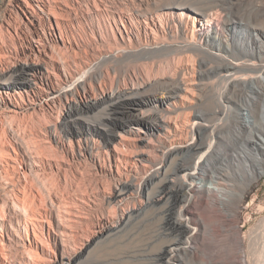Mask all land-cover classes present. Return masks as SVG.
Returning <instances> with one entry per match:
<instances>
[{
    "label": "bare ground",
    "instance_id": "1",
    "mask_svg": "<svg viewBox=\"0 0 264 264\" xmlns=\"http://www.w3.org/2000/svg\"><path fill=\"white\" fill-rule=\"evenodd\" d=\"M6 1L7 0H0V4ZM33 1L40 8L47 22V24L44 25L45 31L42 34L37 33L35 36V42L38 45L32 48L30 47L28 54L29 59L23 62L13 59L14 57L11 54L6 55L7 57L4 56L6 58L0 56V124L4 125V127H0V264H15L17 261L19 264H37L40 263L39 261L41 260L46 261L47 264H75L85 255L90 254L92 245L102 238H107L105 244L107 243L110 247H125V244L129 241L126 239L127 235L124 233L125 225L129 223L130 226H136L140 223L138 221L139 215L134 208H131L133 210L130 209V211L123 210L120 217L117 218V221L110 216L103 218L97 224L99 231L88 238L86 242L82 243L77 250L71 252L69 250L70 248L68 249L65 244V236H67V234L69 236L65 225L63 226V223L58 218V225L52 227L48 224L50 221L47 222L45 217L47 213L51 215L55 214V218L61 216L58 214V208L60 209L61 207H57L54 200L60 203L62 199L55 197L53 200V196L51 197V195L54 194L53 191L51 193V187L54 186L51 183L52 186H50L48 183L50 175L47 174L48 168H54L56 174L60 175L58 173L60 167L57 164L58 168L56 165L57 162L54 163L49 158L50 155L49 157L46 156L47 153H44L45 151L43 150L45 149L41 148L40 143H38V147L34 146V140V142L30 143V139L32 140V138L25 134L26 131H23V134L22 132L19 133L22 130H18L19 132H17V129L15 130L12 126V121L15 120L16 117L21 116L26 110L28 111L29 106H33L30 97H46V95H53L55 88L71 77L70 75H72V73L70 72V68L66 64L55 59L56 56L54 57L52 54L55 47L54 45L53 47L50 45L56 43L60 47H58V49L65 52L66 50H70L73 46L76 47L74 49L72 48L75 52L80 51V47H78L79 41H81L83 37L81 36L79 40L75 36L72 38L69 36V34L74 35V30L72 28L73 23L71 22L73 19L80 23V25L81 22H87L88 19H90L89 23H95L98 28L97 33H95L96 31L93 32L92 40L94 43L98 42L101 45L107 44V46L105 45L106 48L103 47L104 49L96 48L92 51V57H100L98 62L103 66V68L98 70L97 74H94L96 90L99 97L92 96V100L90 99L91 101H86L81 104L80 107H77V112L71 116V118L73 119V124H77L79 121L80 123L81 121L85 122L84 131L82 133L77 131L78 137H85L87 141L91 142L90 145L87 144L88 148L86 147L85 150L80 151L81 155H90V158L93 160L92 163L95 168L94 170H96V174L114 176V178H117L116 183L110 189L109 195H106L108 205L116 206L137 192L145 193V191H148L150 186L155 185L156 181L162 176H164L161 179L164 184L163 187L169 190V188L176 183L175 181L177 180L178 174H183L185 189L188 187L191 194L182 209V212L184 211L187 215H189V213L193 214V206L196 205L197 202L200 206L205 205L208 200H213L216 204L219 200L223 201V203L225 200L227 202L228 198L225 197L229 193L227 189L223 190L219 187L221 183L215 179H212V183H208L203 178L202 163H204L205 159L201 162V158L199 157L201 163L196 164L193 168L180 165L179 169L170 172L166 169L163 170L167 163L165 162L163 167L161 166V171L159 170L155 174L154 172L150 173L147 183L141 187L142 184L139 186V184L123 178L127 170L126 164H124L126 161V154L123 148H125L128 142L133 144L137 142L151 144V141L146 138L147 132L144 133L142 130V127L149 128V126H151L147 120L149 118L160 117V120L155 118L157 122L155 128L157 131H160L159 133L163 131L164 133L165 131L167 132L172 118L168 120L169 117L166 116L165 119V116L163 117L160 114V110L172 113L179 105H183L188 100L189 95L194 91V86L198 84L197 80L202 78V81L204 80L203 77L206 76L207 79H212L214 77L218 82L232 84L236 80V72L256 70L257 63L253 62V59L264 55L263 28L261 26H251L250 24L252 21H249L250 24L241 23L240 26H237V22L235 21L223 22L215 18L216 16L213 17L216 14L212 16L209 13V9H214L217 6L218 8L219 6H227L224 3L220 5L218 2L219 0L215 2V4L213 2V4H208L209 1L205 3L202 1L197 2L196 0H172L176 5L170 4L161 6L155 11L147 9L143 0L139 1L138 9H130L127 7L129 4H124V0L120 7L118 6L112 11H106L96 6V3H94V8L89 9L88 7L86 11L82 10L81 6L86 4L85 0H68V2H66V0H59V2L62 3V7L57 0ZM224 2L226 3L227 1ZM79 7H81V10H78L80 13L75 10ZM224 8L225 7H223V9ZM251 8L252 6L249 10ZM19 9L28 22L32 24L42 22V19L37 17L36 11L29 9L28 0H20ZM226 9L228 10L229 7ZM56 10H58L60 14L58 17L55 15ZM215 10L218 11L219 9ZM262 12L264 14V11ZM243 13L246 14L245 12ZM249 16H251V13L248 12L247 17ZM65 17L67 18L65 19ZM257 17L260 19L261 23L264 22V19L260 18L262 16L257 15ZM70 18L72 19L70 20ZM73 26H75V24ZM237 28L240 31L236 30ZM178 31H183L186 37L185 40L188 39L185 44L187 49H197L208 53L205 47L210 46L214 50L219 51L217 54L210 53L216 56L218 61L220 60L217 66L212 68L208 73L199 74L197 78H193L192 74L194 70L191 65L188 63L170 61L166 63V69L174 70L176 73L182 70L183 72H188V75H182L179 79H174L175 77L172 76L173 80L167 77V73L166 76H164L165 73L159 76L161 69L164 67L161 62H155L153 60L154 56H152V54L171 50L170 45L172 44L169 43V45L166 40L169 38L170 34H172L171 37H175L173 34ZM253 34L261 38L260 45L256 50H254V43L251 41ZM47 36L52 41L45 42V37ZM193 40H198L204 47H195L192 45ZM230 41L231 45L235 44L236 48L238 47V60L246 58L244 61L234 63L223 58L221 53L227 51L233 53V48L229 43ZM138 46L141 48L137 49ZM82 56L80 55V58ZM79 62H82V59L79 60ZM155 73L159 75H155ZM173 75L175 74L173 73ZM92 78L94 79V77H91V79ZM258 79H260V81L264 80V72ZM88 83H90V81ZM88 83L82 81L80 84V88L86 94L91 92L88 89ZM244 83L246 84L247 82ZM250 83L256 92L262 94L253 80ZM151 87H155V89H153V91H148ZM253 100H255L254 96L246 97L245 101L248 103L246 102L242 109V115L246 120L243 133L250 131L248 132L249 137H247V143L251 151L248 152L246 156L242 155V153L238 154L236 160L237 165L244 168L250 167V162L252 163L251 168L254 169V175L250 174L249 176L246 173L240 174V172H237L238 179L247 180L250 183L254 181L257 175L263 173L264 165V160H261L255 152L257 150H262L264 155V137L261 134V130H264V110L262 114L260 112L262 115L260 121H253L251 113V101ZM226 103L224 99L220 102L221 111H224L223 113L225 115L228 111H231ZM105 104L108 110L113 112L114 116H116L118 111H123L124 108H132L129 115L133 118L135 125L129 131L130 137L119 133L114 126L111 127L112 125H116V118L113 116L107 117L95 124L84 119L87 115L95 113ZM199 116L203 118L202 114ZM38 140L42 141V139ZM38 140H36V142ZM54 141L61 146H65V142L59 137H54ZM204 147L205 145L203 144H196L189 147L181 146V148L174 153H177L176 156L181 155L183 158L193 153L200 152ZM244 147L247 148L246 145ZM143 156H145L143 152L138 154L139 162L142 166H147L143 163L145 161L144 158H142ZM53 160L55 161V159ZM170 163L172 164V161ZM250 183L246 184L244 189H246ZM55 191L54 189V192ZM241 191L243 192V190ZM180 192L181 189L173 193L179 194ZM46 194L50 195L52 201L48 203L50 204L48 208L45 209L43 207L42 210L38 202L39 200L41 201V197L44 198ZM240 194H236V196L238 195V197H236L237 199L241 198ZM148 195L149 206L155 207L160 201L162 202V200H158V197H154L150 193ZM67 202L68 201H66V203ZM38 206L40 207L38 208ZM45 207H47V205ZM65 209L67 210V206ZM189 220L191 223L200 225V215L186 218H181V216H179L178 219L174 220L175 230H181L183 233L191 231ZM216 227L217 225L212 224L210 226L211 231H214ZM236 227L237 261L243 264H264V244L260 245L252 239V242L250 241L251 244L249 243V250L245 252L242 248L244 239L239 235L238 223ZM198 229L200 231V228ZM198 229L192 228V230L195 231L194 233H196ZM68 236L67 238H69ZM168 236L169 233L164 232L153 236L150 239L152 246H155ZM51 242L54 243L55 248H51ZM218 245L214 246L219 248ZM252 245L253 247L251 249ZM170 254H172V257L169 260L162 259L164 256L161 258L163 264H173L171 260L174 259H176L174 264L176 262L179 264L184 262V259L182 260L179 254ZM112 260V264H128L142 260L156 262L152 258H140L136 254L126 255V253H122Z\"/></svg>",
    "mask_w": 264,
    "mask_h": 264
},
{
    "label": "rangeland",
    "instance_id": "2",
    "mask_svg": "<svg viewBox=\"0 0 264 264\" xmlns=\"http://www.w3.org/2000/svg\"><path fill=\"white\" fill-rule=\"evenodd\" d=\"M28 1L29 9L36 11L37 17L42 19L41 23L32 24L28 22L19 9L20 0H7L5 3L0 4L1 57L11 54L14 57L13 59L17 61L21 60V62H23L29 59L28 54L30 47L32 48L38 45L35 42L36 34H42L45 31L44 25L47 24L45 16L33 0ZM139 1L140 0H125L124 4H129L130 6L128 5L127 7L130 9H138ZM196 1L205 3L209 1L208 4H215L218 0ZM224 1L227 2L225 3ZM57 2L62 7V3L59 2V0H57ZM66 2H68V0H66ZM122 2H124V0H85L86 4H83L81 7L82 10L86 11L88 7L89 9L94 8V3H96V6L106 11H112L118 6L120 7L123 4ZM218 2L220 5L224 3L227 6H219V8L217 6L214 9H209V13L212 16L216 14L213 17L216 16L215 18L223 22L235 21L237 22V26H240L241 23L245 24L252 21L251 24L249 23L251 26H261L264 30V22L261 23L260 19L257 17V15H260L262 16L260 18L264 19V14L262 12L264 11V0H219ZM143 3L146 4L147 9L151 11H155L161 6L170 4L176 5L172 0H143ZM251 6L252 8L250 10L254 9L253 11L249 10ZM81 7L75 10L80 13L78 10H81ZM223 7L225 8L223 9ZM228 7L229 9L227 10L226 8ZM215 9L219 10L216 11ZM248 12L251 13L249 17H247ZM55 15L57 17L60 15L58 10H56ZM60 17L63 18L62 16ZM66 18L67 17H65V19ZM71 19L72 18H70V20ZM89 21L90 19H88L87 22H81L80 25L76 20H71L73 23L72 28L74 30V35L69 34V36L71 38L75 36L79 40L81 36L83 37V39L79 41L78 46L82 53L80 51L75 52L73 50L76 48L75 46L65 52L58 49V44L50 43V46L53 47L54 45L55 47L54 49L52 48L54 50L52 53L53 56H56L55 59L57 61L66 64L70 68V72L72 73V75H70L71 77H69L67 81L60 83V85L55 88L53 95H46V97H30L33 106H29L28 111H24L21 116L16 117L15 120L12 121V126L15 130L17 129V132H19L18 130H22L19 133L22 132L23 134V131H26L25 134L32 138V140L30 139V143L42 139V141L38 140L36 143L34 142V146L38 147V143H40L41 148L45 149L43 150L45 151L44 153H47L46 156L49 157L50 155L49 158L54 163L57 162L56 165L58 164L60 167V170H57L60 175L56 174L54 168H48L47 170V174L50 175V182L48 181V183L54 186L51 187V193L52 191L54 193L51 197L53 196V200L55 197H59L58 199L63 200H61L60 203L54 200L57 207H61L60 209L58 208V214L61 216L59 217L57 215L58 217L55 218V214L51 215L47 213L45 217L47 222L50 221L48 224L55 227L58 225L57 219L59 218V220H61L63 226L65 225L69 233V236L68 234L67 236L70 238L65 236V244L67 248H70L69 250L73 252L77 250L82 243L86 242L88 238L99 231L97 224L103 218L110 216L117 221V218L120 217L123 210L130 211L131 208H134V210L137 211L139 215L138 221L140 223L136 226H130L129 223L125 225L124 233L127 235L126 239L129 240L125 244V247H110L107 243L105 244L107 238H102L92 245L90 254L85 255L75 264H112V259L118 257L122 253H126V255L136 254L140 258H152L156 261L154 263L153 261L142 260L128 264H163L161 258L164 256L162 259L169 260L172 257L170 253L179 254L181 259H184L182 264H243L237 261V223L239 235L244 239L242 248L245 252L249 250V243L250 241L252 242V239L260 245L264 244V165L263 173L257 175L254 181L250 183L247 180L238 179L237 172H240V174L246 173L249 176L250 174L254 175V169L251 168L252 163L250 162V167L244 168L238 166L236 161L238 154L242 153V155L246 156L248 152L251 151L247 143V137H249L248 132L250 131L243 133L244 126L246 125V120L242 115L243 105L247 102L245 98L248 96L255 97V100L251 101L253 121H260L262 111L264 110V80L260 81V79H258L264 72V55L253 59V62L257 63L256 70L236 72V80L232 84L218 82L214 77L212 79H207L206 76L203 77L204 80L202 81V78L197 80L198 84L194 86V91L189 95L188 100L183 105H179L172 113L160 110V114L163 117L165 116V119L166 116L169 117V119L167 117L168 120L172 118V120H170V127L167 128L168 130L166 129L167 132L165 131L164 133L163 131L159 133L160 131H157L155 128V124H157L156 119L160 120V117L149 118L147 120L151 126H149V128L142 127V130L144 133L147 132L146 138L151 141H149L151 144H144L141 142L133 144L128 142L125 148H123L127 161L124 163L126 164L127 170L123 178L135 182L139 184V186L142 184L141 187L147 183L150 173L154 172L155 174L159 170L161 171L165 162L167 163L163 170L166 169L170 172L179 169L180 165L193 168L196 164L203 162L205 159L204 163H202L203 178L208 183H212V179L220 182L221 185L219 187L223 190L227 189L229 192L225 196L228 198L227 202L225 200L223 203V201L219 200L216 204L213 200H208L209 202L206 201L207 203L203 206H200L197 202L196 205L193 206V214L189 213V215H187L184 211L182 212V209L191 194L188 187L185 189L183 174H178L177 180L175 181L176 183H174L169 190L163 187L164 184L161 179L164 176H162L156 181V184L150 186L145 193L137 192L121 204L109 206L107 203V196L111 191L110 189L116 183L117 178H114V176L96 174V170H94L95 168L92 163L93 160L90 158V155H81L80 151L85 150L87 144L90 145L91 142L87 141L85 137H78V132L82 133L85 129V122L81 121L80 123L79 121L77 124H73V119L71 118V116L77 112V107H80L81 104L86 101H91L92 96L99 97L96 90L94 74H97L98 70L103 68V66L98 62L100 57H92V51L96 48H106L107 44H105V46L98 42L94 43L92 40L93 32L96 31L95 33H97L98 28L95 23H89ZM74 24L75 26H73ZM236 30L240 31L238 28ZM178 32L173 34L175 37H171L172 34H170V39L167 38L166 40L168 44H172H169L171 50L152 54V56H154L153 60L155 62H161L164 67L161 69V72L159 71L160 75L158 73H155V75L162 76V73H165L164 76H166L167 73V77L171 80H173L172 76L175 77L174 79H179L182 75H188V72H183L182 70L176 73L174 70L166 69V63L170 61L188 63L191 65L194 70L192 74L193 78H197L199 74L208 73L212 68L217 66L220 60L218 61V58L210 53L217 54L219 51L214 50L210 46H206L207 48L205 47L208 53L197 49H187L185 44L188 39L185 40L186 37L183 31ZM45 39V42L52 41L48 36L45 37ZM251 39L254 43V50L258 49L261 38L253 34ZM229 43L231 45V41ZM192 45L195 47H204L198 40H193ZM231 46L233 48V53L228 51L223 52L221 53L223 58L234 63L244 61L246 58L238 60V47L236 48L235 44ZM139 48L141 47L138 46L137 49ZM80 55L84 57L82 56L80 58ZM81 59L82 62H79ZM173 73L175 75H173ZM91 77H94V79H91ZM252 80L256 83V87L262 94H259L253 89L250 83ZM82 81L86 83L90 81V83H88L89 86L87 84L89 91H91L90 93L86 94L80 88ZM244 82L247 83L245 84ZM153 89H155V87L149 88L148 91H153ZM222 99L227 102L226 104L231 109L226 115L223 113L224 111H221L220 102ZM127 108H124L121 112L118 111L116 116H114L113 112L108 110L105 104L95 113L87 115L84 119L95 124L107 117L113 116L116 118V125H112L111 127L114 126L119 133L130 137L129 131L134 127L135 122L129 115L132 108ZM201 114L203 118H200L199 115ZM0 127H4V125L0 124ZM261 134L264 137V130H261ZM54 137L63 139L65 146L57 144L56 141H54ZM196 144H203L205 147L200 152L193 153L183 158L181 155H179V157L176 156L177 153H174L176 150L180 149L181 146L189 147ZM245 145L247 148L244 147ZM257 151L255 152L258 154L259 158L264 160L262 150ZM140 152L145 153V156L142 157L145 161L142 162L147 166H142L140 164L138 157ZM53 159H55V161ZM171 161L172 164L170 163ZM248 183H250V185L244 189L245 185ZM51 184L50 186H52ZM54 189L57 192H54ZM180 189L181 192L179 194L173 193ZM241 190H243V192ZM149 193L154 197H158V200H162V202L160 201L155 207L149 206ZM236 194H240L241 198L237 199L236 197H238V195L236 196ZM49 197L50 195L46 194L44 198L41 197V201L39 200L38 204L41 206L42 210L43 207L46 209L50 205L48 203L52 201V198L50 197L49 199ZM66 201L69 203H66ZM46 205L47 207H45ZM40 206H38V208ZM66 206L67 210L65 209ZM194 215H200V225L191 223L189 220L191 231L183 233L181 230H175V219H178L179 216H181V218H186ZM212 224L217 225L214 231H211L210 228ZM192 228H200V231L198 229V231L194 233L195 231H193ZM163 232L169 233L170 237L168 236L155 246H152L150 239ZM53 245L54 243L51 242V248H55V245L54 247ZM214 245H218L219 248ZM252 247L253 245L251 249ZM174 261H176V259L171 260L173 264ZM39 262L41 264H47L44 260ZM15 264H19L18 261ZM175 264L179 263L176 262Z\"/></svg>",
    "mask_w": 264,
    "mask_h": 264
}]
</instances>
